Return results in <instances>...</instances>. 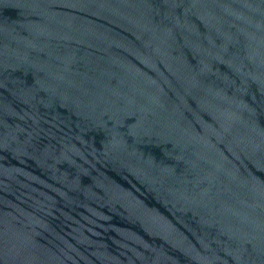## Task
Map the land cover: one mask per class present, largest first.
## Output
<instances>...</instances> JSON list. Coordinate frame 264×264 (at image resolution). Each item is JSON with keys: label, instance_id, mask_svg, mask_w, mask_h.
<instances>
[{"label": "water", "instance_id": "water-1", "mask_svg": "<svg viewBox=\"0 0 264 264\" xmlns=\"http://www.w3.org/2000/svg\"><path fill=\"white\" fill-rule=\"evenodd\" d=\"M0 264H264V0H0Z\"/></svg>", "mask_w": 264, "mask_h": 264}]
</instances>
